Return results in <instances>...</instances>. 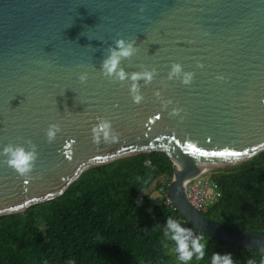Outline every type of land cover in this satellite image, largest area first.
<instances>
[{"label":"water","instance_id":"water-1","mask_svg":"<svg viewBox=\"0 0 264 264\" xmlns=\"http://www.w3.org/2000/svg\"><path fill=\"white\" fill-rule=\"evenodd\" d=\"M121 38L137 47L127 73L155 69L139 104L130 79L101 71ZM174 63L182 73L169 79ZM98 118L114 142H93ZM51 124L61 130L49 143ZM28 140L38 153L28 176L0 155V217L60 197L87 170L162 152L173 166L166 199L190 228L264 255L263 236L205 217L185 192L264 152V0H0V153Z\"/></svg>","mask_w":264,"mask_h":264},{"label":"trees","instance_id":"trees-1","mask_svg":"<svg viewBox=\"0 0 264 264\" xmlns=\"http://www.w3.org/2000/svg\"><path fill=\"white\" fill-rule=\"evenodd\" d=\"M172 177L162 152L85 171L60 197L0 217V264H180L163 234L169 217L190 227L167 203ZM208 177L220 197L204 216L264 237V152ZM194 232L207 254L191 264H211L214 252L231 253L233 264H264V255Z\"/></svg>","mask_w":264,"mask_h":264},{"label":"clouds","instance_id":"clouds-1","mask_svg":"<svg viewBox=\"0 0 264 264\" xmlns=\"http://www.w3.org/2000/svg\"><path fill=\"white\" fill-rule=\"evenodd\" d=\"M137 52V47L134 41H126L125 39L115 40V47L108 48V55L101 63V71L105 77L111 78L113 81L124 82L129 80L132 82L130 86V94L133 102L139 104L144 97L140 93L139 81L143 80L145 84H149L153 80L155 69L151 71L144 70L141 72L127 73L121 67L122 60L131 59ZM202 66V65H201ZM182 73V66L179 63H174L169 73V79L179 77ZM192 73H183L182 83L190 84L192 81ZM223 79V77H218ZM88 80V73L84 72L79 75V81L83 84ZM155 95L159 97V93ZM180 109H174L173 115L178 114ZM99 122L92 128V139L94 143H100L101 139L104 142H114L117 139L111 121L106 118H98ZM59 124L49 125L46 136L48 142L51 143L57 132H59ZM28 148L22 145L8 144L3 148L0 155L6 159L4 163L12 168L20 176H28L38 158L36 145L31 140L26 141ZM164 237L170 240L174 245V252L180 264H191L195 260H202L207 254V241L202 236L197 235L190 227H185L175 218L169 217L164 226ZM211 264H233L231 253L214 252L211 256Z\"/></svg>","mask_w":264,"mask_h":264},{"label":"built area","instance_id":"built-area-1","mask_svg":"<svg viewBox=\"0 0 264 264\" xmlns=\"http://www.w3.org/2000/svg\"><path fill=\"white\" fill-rule=\"evenodd\" d=\"M209 174V173H208ZM208 174L201 175L185 184V192L188 202L198 211L205 212L220 197L218 185L208 177ZM160 193H165L162 188ZM167 203L168 200H167Z\"/></svg>","mask_w":264,"mask_h":264},{"label":"snow or ice","instance_id":"snow-or-ice-1","mask_svg":"<svg viewBox=\"0 0 264 264\" xmlns=\"http://www.w3.org/2000/svg\"><path fill=\"white\" fill-rule=\"evenodd\" d=\"M213 155H225L224 153H214ZM228 155H239V153H229Z\"/></svg>","mask_w":264,"mask_h":264},{"label":"rangeland","instance_id":"rangeland-1","mask_svg":"<svg viewBox=\"0 0 264 264\" xmlns=\"http://www.w3.org/2000/svg\"><path fill=\"white\" fill-rule=\"evenodd\" d=\"M216 168H220V167H216ZM215 168V169H216ZM214 170V169H213ZM213 170L209 171V173H211ZM154 185V184H153ZM144 194H146V192H144ZM157 195L156 194H152V197H156ZM172 264H177L176 262H173Z\"/></svg>","mask_w":264,"mask_h":264}]
</instances>
